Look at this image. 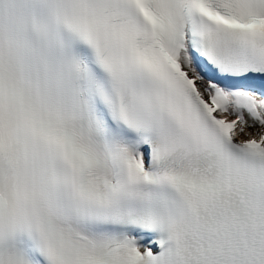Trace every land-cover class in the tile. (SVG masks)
<instances>
[{
    "label": "snow or ice",
    "instance_id": "1",
    "mask_svg": "<svg viewBox=\"0 0 264 264\" xmlns=\"http://www.w3.org/2000/svg\"><path fill=\"white\" fill-rule=\"evenodd\" d=\"M0 264H264V0H0Z\"/></svg>",
    "mask_w": 264,
    "mask_h": 264
}]
</instances>
